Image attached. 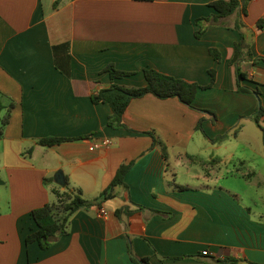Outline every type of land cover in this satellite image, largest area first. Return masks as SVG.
<instances>
[{"label":"crops","instance_id":"crops-1","mask_svg":"<svg viewBox=\"0 0 264 264\" xmlns=\"http://www.w3.org/2000/svg\"><path fill=\"white\" fill-rule=\"evenodd\" d=\"M55 1L0 0L2 115L14 104L0 139V264H138L130 248L150 264H207L201 254L223 256L221 248L243 259L239 264L264 263V195L248 197L221 184L230 177L264 187V145L254 146L251 126L259 127L249 119L260 100L264 107V29L258 27L264 0L249 1L246 13L240 9L225 25L206 26L200 37L202 19L216 14L210 4L217 0H63L54 8ZM242 34L251 57L239 63L247 75L241 84L258 88L259 98L238 90L232 59ZM65 43L69 54L57 58L69 76L54 53ZM110 64L132 75L112 81L105 71ZM146 69L202 86L211 83L213 70L214 85L197 93L194 106L215 112L216 120L178 98L148 94L124 114L132 131L108 126L111 107L92 96L112 82L143 87ZM241 117L230 146L241 144L249 129L242 147L211 141ZM201 118L205 133L196 129ZM44 138L67 141L45 147L38 144ZM105 139L111 144L91 149ZM132 161L126 186L102 198L119 167ZM193 165L203 174L186 170ZM181 169L189 173L186 182ZM59 171L95 203L76 212L68 234L44 251L26 238L38 230L33 211L65 187L55 181Z\"/></svg>","mask_w":264,"mask_h":264},{"label":"trees","instance_id":"trees-1","mask_svg":"<svg viewBox=\"0 0 264 264\" xmlns=\"http://www.w3.org/2000/svg\"><path fill=\"white\" fill-rule=\"evenodd\" d=\"M62 1L63 0H56L54 3V8H58ZM249 1L251 0H217L211 3L210 5L216 10V14H213L208 18L202 19V21L204 22V26L198 32L197 36L200 37L206 29V26L208 25H225L224 19L233 15L240 9H242L243 13H246V6ZM258 27L260 29H264V20L258 22ZM235 28L241 31V24H238ZM210 51L216 59H220V55L215 49H211ZM54 53L56 56V66L64 74L69 76V68H64L57 58L60 54H69V44L65 43L54 46ZM249 57H251V54L249 52V45L247 44L245 37L242 34L241 41L235 46V55L232 59V63L237 66L238 90L240 92H253L259 98L261 92L258 88L250 89L248 87L242 86L241 84V81L246 79L247 75L241 71L239 63ZM105 71L110 74L112 81L132 75V73L130 72L117 69L113 64L108 65ZM144 73L147 80V84L143 87H127L112 82L109 88L102 89L100 90V92L92 96V100L94 103H106L111 107L112 114L109 117L108 126L115 129H126L132 131L124 123V114L133 100L142 98L148 94H152L162 100L178 98L182 103H184L191 109L198 110L202 113L211 114L213 120H216L217 115L215 112L210 110L197 109L194 106V100L197 96V93L200 90L209 89L214 85L216 75L213 70L210 71L211 83L207 86H202L197 83H190L183 79L163 74L154 69H146ZM13 108L14 104H11L8 107L7 112L2 115L4 109L6 108L3 104V94L0 91V139L4 137L5 128L10 122V116ZM245 118L246 117H241L240 122L233 129L226 132L225 134L217 136L211 141L222 142L224 140H228L229 138L236 137L242 129L241 120ZM249 119H252L261 129L264 145V107L261 104V100L256 112L251 117H249ZM205 120L206 118H201L196 128L198 131H201L203 133L205 132L203 130L202 124ZM150 134L153 135V133ZM65 141H67V139L44 138L40 139L38 141V144L45 147H51L55 144H59ZM27 153L28 155L31 154L32 149H30ZM163 154L164 156H166L165 147H163ZM133 165L134 161L130 163H123L119 167L116 176L110 186L101 194L102 198H112L114 194V189L117 186H126L125 178L130 172ZM246 177L248 178L249 175ZM46 182H49V180H46ZM173 184L179 190L190 189L189 186H181L176 183ZM52 193L55 195L54 201L33 211V217L38 225V230L33 232L26 238V243L28 245L37 242L40 245L41 249L44 251L50 250V248L61 236L68 234L70 219L76 212L80 210H88L95 203L84 199L82 196V191L80 189L71 188L68 182L64 189L59 188L57 190H53ZM127 212L129 213V211ZM155 213L159 212L156 211ZM130 255L133 262H136L138 264H150L149 258H136L132 248H130ZM219 255L223 256H213L208 251H204L201 254V257L206 259L207 264H239L240 261H243V259L241 260L233 256L231 254V249L229 250L227 248H221ZM246 263L257 264L249 261H246Z\"/></svg>","mask_w":264,"mask_h":264},{"label":"rangeland","instance_id":"rangeland-1","mask_svg":"<svg viewBox=\"0 0 264 264\" xmlns=\"http://www.w3.org/2000/svg\"><path fill=\"white\" fill-rule=\"evenodd\" d=\"M252 129L255 131L256 135H257V139L255 137H253V140H254V146L256 145V147L258 148H262L263 149V142L260 138V140H258V135L260 133V137H261V130H259V128H257V126L255 124H252ZM260 131V132H259ZM250 132H249V129H247L245 132H243V134L241 135V144H234L232 146H230V138L228 140H224L222 142H218L219 144H222V145H228L229 146V149L230 147L231 148H235L237 146H241L242 147V144H243V140H246V138L249 136ZM236 145V146H235ZM224 147H222V150L220 151H223ZM205 156V155H204ZM203 156V157H204ZM206 157V156H205ZM204 157V158H205ZM191 168L193 170H191ZM188 171H192V173H196V174H203V168L201 166H197V165H193V166H189V169H186ZM186 175H189V173H185V170L184 169H181L180 171V180L181 181H184L186 182V179L184 176ZM221 184L225 187V188H233L234 190H238V192H243V194H245L246 196L248 197H255V196H258L260 194V191H261V194L264 195V187L261 188V190H258V188H256L254 186V183H252L251 185L244 181V180H241V179H235V178H226V179H223L221 181ZM245 185V187L243 186Z\"/></svg>","mask_w":264,"mask_h":264},{"label":"built area","instance_id":"built-area-1","mask_svg":"<svg viewBox=\"0 0 264 264\" xmlns=\"http://www.w3.org/2000/svg\"><path fill=\"white\" fill-rule=\"evenodd\" d=\"M110 144H111V140H109V139H105V140L102 141V142H94V143L91 145V149H98V148H100V147H102V146H107V145H110ZM101 215H102L103 217H105V216H106V211L102 210V211H101Z\"/></svg>","mask_w":264,"mask_h":264},{"label":"water","instance_id":"water-1","mask_svg":"<svg viewBox=\"0 0 264 264\" xmlns=\"http://www.w3.org/2000/svg\"><path fill=\"white\" fill-rule=\"evenodd\" d=\"M55 181L60 186H66V184H67V181L65 179V175L62 171L57 172V174L55 175Z\"/></svg>","mask_w":264,"mask_h":264}]
</instances>
